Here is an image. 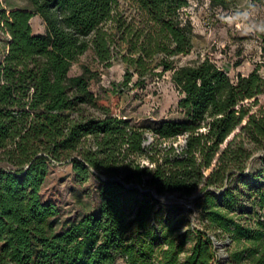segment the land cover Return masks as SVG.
I'll return each instance as SVG.
<instances>
[{"label":"trees","instance_id":"1","mask_svg":"<svg viewBox=\"0 0 264 264\" xmlns=\"http://www.w3.org/2000/svg\"><path fill=\"white\" fill-rule=\"evenodd\" d=\"M27 1H0L9 36L0 61V264H264V75L253 68L232 78L208 57L177 63L193 46L182 13L189 0ZM35 14L41 32L32 30ZM89 47L104 64L114 51L126 63L124 79L103 93L91 90L89 67L69 74ZM167 70L182 117L134 122L115 112L133 73L142 86ZM179 135L183 144H174ZM255 150L262 163L246 172ZM63 161L77 181L98 180L99 204L57 230L58 207L40 189ZM196 189L201 227L191 224L195 238L180 260L187 237L152 191ZM212 235L235 243L225 258L215 259Z\"/></svg>","mask_w":264,"mask_h":264},{"label":"rangeland","instance_id":"2","mask_svg":"<svg viewBox=\"0 0 264 264\" xmlns=\"http://www.w3.org/2000/svg\"><path fill=\"white\" fill-rule=\"evenodd\" d=\"M5 8L29 6L27 0H0ZM184 16L190 18L193 25V46L189 53L177 56L178 64L191 63L205 57L210 58L217 65L227 71L230 77L235 78L238 73L247 74L253 68L264 75V43L260 32H264V0H234L227 10L214 9L209 5V0H189V5L182 9ZM30 23L34 32L44 30V21L35 14ZM8 34L0 24V61L7 50ZM87 66L96 72L90 80V88L95 93H103L104 88L112 87L124 79L126 63L120 53L113 52L109 64L100 62L92 47L79 54L72 62L69 74L82 71V66ZM132 71V68H130ZM137 74L133 73L131 80L124 86V91L119 96V105L115 112L134 122L148 120H161L163 118H180L182 112L177 105L181 96L179 90L171 80V71H164L147 81L142 86H133ZM264 96H261V101ZM95 114L100 111L95 110ZM236 128L234 132H238ZM145 142L152 139L150 133L146 134ZM232 136V133L231 135ZM185 137L179 135L174 139V144H183ZM262 151L255 150L247 161L246 172L258 167L262 163ZM141 162L150 165L145 158ZM98 180L91 176L87 180L77 181L71 163L63 161L52 166L47 173L40 189L42 199L52 200L58 207L55 218V229L62 228L67 222L79 218L83 214L95 211L99 204L97 191ZM148 188L140 187L142 194ZM169 193V192H167ZM152 191L158 198L156 207H163L162 217L170 211V219L178 225V232H184L187 240L184 249L180 252L182 260L190 249L195 238L191 224L198 221V211L194 199L200 195L201 190L196 189L191 194L167 197ZM142 194L140 196H142ZM190 208V209H189ZM185 215V216H184ZM212 234V232H211ZM219 244L215 248V259L225 258L229 249L235 247L227 236L218 237ZM158 252V248H155ZM115 264H125L119 258Z\"/></svg>","mask_w":264,"mask_h":264},{"label":"water","instance_id":"3","mask_svg":"<svg viewBox=\"0 0 264 264\" xmlns=\"http://www.w3.org/2000/svg\"><path fill=\"white\" fill-rule=\"evenodd\" d=\"M178 194H179L178 192L167 193L164 195V197L167 196L170 198V197H173V196L178 195ZM185 196L189 197V198L192 197V195H185ZM212 237L214 239L215 246H217L219 244V241L215 238V236L212 235Z\"/></svg>","mask_w":264,"mask_h":264}]
</instances>
